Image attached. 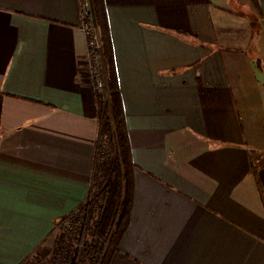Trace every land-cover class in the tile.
I'll return each instance as SVG.
<instances>
[{
  "label": "crops",
  "instance_id": "0c3cea01",
  "mask_svg": "<svg viewBox=\"0 0 264 264\" xmlns=\"http://www.w3.org/2000/svg\"><path fill=\"white\" fill-rule=\"evenodd\" d=\"M103 4L133 164L109 264H264V0ZM80 19V0H0V264L27 262L90 192Z\"/></svg>",
  "mask_w": 264,
  "mask_h": 264
},
{
  "label": "trees",
  "instance_id": "16d2710c",
  "mask_svg": "<svg viewBox=\"0 0 264 264\" xmlns=\"http://www.w3.org/2000/svg\"><path fill=\"white\" fill-rule=\"evenodd\" d=\"M90 1L98 30L107 95L105 99L96 100L100 130L90 192L86 202L68 216L70 226H76L74 242L80 241L82 230L83 237L87 238L84 243L82 238L78 248L62 231L51 248V258L56 256L58 264L65 263L64 255L70 259L66 264H109L129 220L133 164L125 118L111 68L112 52L103 0ZM48 264L53 263L49 260Z\"/></svg>",
  "mask_w": 264,
  "mask_h": 264
},
{
  "label": "built area",
  "instance_id": "2783aa9c",
  "mask_svg": "<svg viewBox=\"0 0 264 264\" xmlns=\"http://www.w3.org/2000/svg\"><path fill=\"white\" fill-rule=\"evenodd\" d=\"M80 28L87 41L84 65L91 82L92 90L97 98L105 99L107 95L106 80L101 58L98 30L94 22V14L90 0H80Z\"/></svg>",
  "mask_w": 264,
  "mask_h": 264
},
{
  "label": "rangeland",
  "instance_id": "374dc122",
  "mask_svg": "<svg viewBox=\"0 0 264 264\" xmlns=\"http://www.w3.org/2000/svg\"><path fill=\"white\" fill-rule=\"evenodd\" d=\"M87 200V199H86ZM79 223V221H78ZM76 226L74 225H71L70 226V218L68 219L65 218L63 220H59L58 222H56L48 240V244H45L41 247L40 250H38L36 252V254H38L36 257H32L31 259H29V261H27L25 264H48L49 260L52 261L53 264H58V260H57V257L54 256L52 259L51 256V248L56 240V238L59 236V234H63L62 231H64V233L66 234L65 236H67V238H72L73 240V244L77 245L78 248H79V245H81V240L83 237V230H82V235L80 236V241L78 243L74 242V231H76ZM77 232V231H76ZM87 237H85L83 239V243L85 241ZM62 258L65 260V263H68L67 260H70L66 255L62 256ZM52 259V260H51Z\"/></svg>",
  "mask_w": 264,
  "mask_h": 264
}]
</instances>
